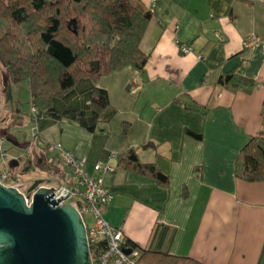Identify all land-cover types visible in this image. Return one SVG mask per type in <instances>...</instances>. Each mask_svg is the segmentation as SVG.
<instances>
[{"label":"crops","instance_id":"obj_1","mask_svg":"<svg viewBox=\"0 0 264 264\" xmlns=\"http://www.w3.org/2000/svg\"><path fill=\"white\" fill-rule=\"evenodd\" d=\"M139 1L152 11L141 42L149 55L145 67L79 80L54 107H87L90 89H105L110 104L99 110L96 131L66 117H44L30 162L50 171L57 184H70L72 169L48 144L85 157L88 172L113 194L105 219L139 249L204 264H264V181L235 173L242 148L264 136V42L243 46L249 35L264 38V0ZM181 44L192 51L181 53ZM227 75L248 78L254 87L221 83ZM16 112L5 123H17ZM2 129L18 147L9 152L23 156L19 148L30 142ZM131 148L143 163L160 161L168 183L119 164ZM98 162L114 170L96 173Z\"/></svg>","mask_w":264,"mask_h":264},{"label":"trees","instance_id":"obj_2","mask_svg":"<svg viewBox=\"0 0 264 264\" xmlns=\"http://www.w3.org/2000/svg\"><path fill=\"white\" fill-rule=\"evenodd\" d=\"M151 18L152 11L139 0H0L4 81L11 85L28 82L32 103L38 110L37 123L48 116L66 117L95 132L99 110L110 104L105 89L93 86L90 105L80 109L67 106L56 111L54 102L73 93L79 80H98L129 65L143 69L149 55L142 50L141 42ZM221 83L244 85L247 90L254 87L252 80L237 75H227ZM186 132L202 138L190 129ZM118 161L159 184L168 183V173L160 161L141 162L135 148L119 155ZM31 167L28 164L23 169L28 172ZM235 173L247 182L264 181V136L251 137L242 148ZM125 245L138 247L126 237ZM140 250L145 264H204L188 256Z\"/></svg>","mask_w":264,"mask_h":264},{"label":"water","instance_id":"obj_3","mask_svg":"<svg viewBox=\"0 0 264 264\" xmlns=\"http://www.w3.org/2000/svg\"><path fill=\"white\" fill-rule=\"evenodd\" d=\"M1 100L0 87V108ZM51 181L37 179L25 192L0 182V264H93L79 211L60 205L66 197L55 199Z\"/></svg>","mask_w":264,"mask_h":264},{"label":"built area","instance_id":"obj_4","mask_svg":"<svg viewBox=\"0 0 264 264\" xmlns=\"http://www.w3.org/2000/svg\"><path fill=\"white\" fill-rule=\"evenodd\" d=\"M263 41L255 34L247 36L243 40L244 47H250L257 41ZM180 52L183 54L190 53L192 47L181 44ZM31 112L37 126L33 128V140L30 142L25 156L33 153L35 138L39 137L37 115L38 110L32 103ZM44 143L43 139H41ZM49 149H57L60 151L64 165L70 167L73 171L74 181L70 184H50L49 187L54 189L55 199L66 197L59 201L60 205L72 204L79 211L87 233V239L91 251L93 264H145L141 260V250L137 247H127L125 245L124 232L112 226L104 217L103 210L107 204L113 199V194L104 186L102 180L87 170L88 160L83 157L76 159L74 155L67 151L62 144H48ZM23 155V156H24ZM21 156H13L7 148V139L0 133V182L6 186H13L23 191L18 185V177L12 161L20 162ZM52 163V160H49ZM95 172H112L114 169L110 164L101 162L94 164ZM24 192V191H23ZM69 195V196H68ZM68 196V197H67ZM31 196L28 197L30 202ZM130 249L127 253L126 250Z\"/></svg>","mask_w":264,"mask_h":264},{"label":"rangeland","instance_id":"obj_5","mask_svg":"<svg viewBox=\"0 0 264 264\" xmlns=\"http://www.w3.org/2000/svg\"><path fill=\"white\" fill-rule=\"evenodd\" d=\"M5 71L0 66V87H1V108H0V131L4 128L10 134L16 136L20 141H29L32 142L34 130L33 128L37 126L35 123V119H33V115L31 112V105H32V96L30 92V87L27 82L11 85L7 84L4 81L5 78ZM16 112L18 115L17 123H5L7 121V117L9 116L8 113ZM41 121V120H40ZM3 130V129H2ZM2 134V133H1ZM5 136V135H4ZM7 148L14 153L11 148L17 149L16 147L7 136ZM22 150L23 154L26 153V148L24 147L19 148ZM33 155V153H32ZM30 155L23 156L20 159L19 167L15 168V173L18 177L17 185L25 192L28 187H30L33 182L37 179H44V180H54V176L51 175L50 171L42 166H37L31 164ZM31 164L32 167L28 172H25L23 167L25 165ZM54 184H57L54 181H51Z\"/></svg>","mask_w":264,"mask_h":264}]
</instances>
